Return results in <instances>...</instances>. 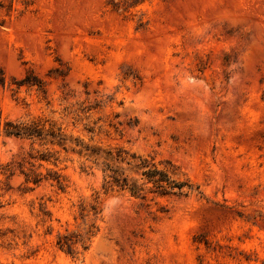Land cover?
Wrapping results in <instances>:
<instances>
[{
	"label": "rangeland",
	"instance_id": "374dc122",
	"mask_svg": "<svg viewBox=\"0 0 264 264\" xmlns=\"http://www.w3.org/2000/svg\"><path fill=\"white\" fill-rule=\"evenodd\" d=\"M77 143L191 188L105 194ZM0 264H264V0H0Z\"/></svg>",
	"mask_w": 264,
	"mask_h": 264
},
{
	"label": "trees",
	"instance_id": "16d2710c",
	"mask_svg": "<svg viewBox=\"0 0 264 264\" xmlns=\"http://www.w3.org/2000/svg\"><path fill=\"white\" fill-rule=\"evenodd\" d=\"M5 133L8 136H18L27 138L43 139V128L32 123L25 125L24 123H7ZM52 136L58 137L64 141L62 134ZM79 149H73L80 157H84L86 161L91 162L92 166L88 170L97 169L103 175L102 190L105 194L113 191H128L135 197L145 198L149 186L152 188L150 192L158 193L161 196L166 195H183L185 189L191 188L188 182L179 181L173 177L168 171L162 170L153 161V159L144 158L136 154H131L124 149H101L93 148L82 143H77ZM45 160V157L43 158ZM136 174L140 179H135ZM49 179L57 183L60 188H64L63 179L60 175L51 174ZM37 179L35 183L41 182ZM96 210L95 206H92ZM62 248H66L69 253L73 252V243L67 237L64 238ZM63 240L60 242L62 243Z\"/></svg>",
	"mask_w": 264,
	"mask_h": 264
}]
</instances>
